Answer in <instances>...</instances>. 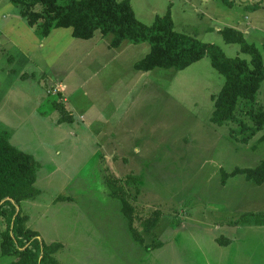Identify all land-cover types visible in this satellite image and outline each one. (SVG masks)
Wrapping results in <instances>:
<instances>
[{
  "label": "rangeland",
  "instance_id": "374dc122",
  "mask_svg": "<svg viewBox=\"0 0 264 264\" xmlns=\"http://www.w3.org/2000/svg\"><path fill=\"white\" fill-rule=\"evenodd\" d=\"M130 3L148 26L170 12L177 32L250 61L221 33L238 29L264 61V0ZM68 30L53 36L51 55L40 48L25 66L0 37V136L37 163L39 195L21 210L39 239L61 245L58 263L264 264V184L234 174L264 162V131L245 144L231 136L236 122H212L225 77L211 58L184 70L139 72L149 43L112 47L110 34L85 40ZM54 103L71 122H58L63 114ZM258 107L264 83L255 102H240L237 116L251 125L248 112ZM120 188L143 242L111 195ZM155 211L158 222L146 231ZM12 260L0 253V264Z\"/></svg>",
  "mask_w": 264,
  "mask_h": 264
},
{
  "label": "trees",
  "instance_id": "16d2710c",
  "mask_svg": "<svg viewBox=\"0 0 264 264\" xmlns=\"http://www.w3.org/2000/svg\"><path fill=\"white\" fill-rule=\"evenodd\" d=\"M20 17L42 39L58 28H71L74 38L89 40L96 32L112 35L111 46L119 47L123 42L133 44L149 43V53L135 64L139 72L155 68L184 70L208 55L212 65L224 77L221 91L215 95L212 122L218 126L235 123L231 136L248 144L259 132L264 131V107L248 112L252 124L237 116L241 101L253 103L264 83V61L254 44L247 42L242 31L225 27L221 30L224 40L238 44L250 61L227 57L216 45L203 43L195 37L174 29L170 12L157 17L150 26L139 21L130 0H10ZM64 101V100H63ZM63 114L59 123L71 122L70 114L54 103ZM65 115V117H64ZM264 141V134L260 138ZM234 174H244L258 184H264V162L254 169H237ZM37 163L33 157L17 149L7 137L0 136V253L13 257L9 264H59L55 255L61 245H47L39 239L38 232L27 225L28 217L21 210V203L36 200ZM112 188V186H111ZM111 195L122 203V211L129 220L138 241L143 242L133 227L135 209L128 202L125 191L120 188ZM154 221H146L144 228L151 231L157 224L159 212Z\"/></svg>",
  "mask_w": 264,
  "mask_h": 264
},
{
  "label": "crops",
  "instance_id": "0c3cea01",
  "mask_svg": "<svg viewBox=\"0 0 264 264\" xmlns=\"http://www.w3.org/2000/svg\"><path fill=\"white\" fill-rule=\"evenodd\" d=\"M0 7V37H3L9 42L10 45H12L21 52L22 59L19 60L17 63H20L24 66L28 64V61L32 59L31 56L34 57V54H36L37 50L40 48L44 56H47L48 54L52 53L51 50L48 51L47 49L50 47L51 40L52 38H54L53 36H56L58 32L63 31V29H66H55L47 38L42 39L39 38L32 31V29L27 26L26 22L20 17L19 14L16 15L15 13H13L12 10L15 9V7L12 5L11 1L9 4L1 5ZM68 29L70 35L73 36L72 29ZM20 58L21 56L19 57V59ZM47 60L48 62H50V57L47 58ZM37 65L40 66L41 64L39 63ZM59 127L61 128V126Z\"/></svg>",
  "mask_w": 264,
  "mask_h": 264
},
{
  "label": "built area",
  "instance_id": "2783aa9c",
  "mask_svg": "<svg viewBox=\"0 0 264 264\" xmlns=\"http://www.w3.org/2000/svg\"><path fill=\"white\" fill-rule=\"evenodd\" d=\"M57 90H58L59 92H64V90L62 91V89H58V87H57Z\"/></svg>",
  "mask_w": 264,
  "mask_h": 264
}]
</instances>
